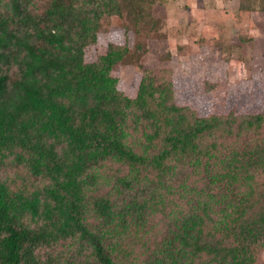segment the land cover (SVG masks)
<instances>
[{
	"label": "trees",
	"instance_id": "trees-1",
	"mask_svg": "<svg viewBox=\"0 0 264 264\" xmlns=\"http://www.w3.org/2000/svg\"><path fill=\"white\" fill-rule=\"evenodd\" d=\"M33 4L0 0V264H134L129 241L142 244L141 264H255L264 66L240 81L230 109L223 61L211 78L195 67L185 95L175 75L157 83L142 65L126 88L118 72L144 16L137 32L102 37L121 0H50L42 13ZM132 126L143 127L140 149ZM108 161L127 172L94 196ZM158 211L163 237H132Z\"/></svg>",
	"mask_w": 264,
	"mask_h": 264
},
{
	"label": "rangeland",
	"instance_id": "rangeland-1",
	"mask_svg": "<svg viewBox=\"0 0 264 264\" xmlns=\"http://www.w3.org/2000/svg\"><path fill=\"white\" fill-rule=\"evenodd\" d=\"M50 0H34L33 9L42 13ZM122 16H113L105 22L102 37L108 32L124 33L126 29L136 31L135 17L144 16L139 30L134 34L135 47L125 58L118 72L126 88L138 84L140 74L136 66L142 65L151 71L157 83H164L171 75L176 76L175 86L185 95L186 85L192 80L195 67L203 68L211 78L215 61L225 63L222 90L227 96L230 109L237 99L240 81L250 77L255 66H264L260 55L253 56L256 43L264 42V0H121ZM138 43L141 47L138 49ZM88 60L95 59V51L88 52ZM197 64L198 66H194ZM208 95L199 97L201 114L209 112ZM264 106V97L259 102ZM129 141L136 149L143 142V127L130 129ZM102 175L99 186L90 194H112L114 176L127 172L119 163L108 161L99 169ZM197 179L196 176L191 181ZM200 185V184H198ZM167 211H169L167 209ZM164 214H153L144 231L132 237H163ZM92 221L94 219L92 218ZM138 242V241H137ZM127 242L129 261L141 264L145 258L141 243ZM255 264H264V248L259 251Z\"/></svg>",
	"mask_w": 264,
	"mask_h": 264
},
{
	"label": "crops",
	"instance_id": "crops-1",
	"mask_svg": "<svg viewBox=\"0 0 264 264\" xmlns=\"http://www.w3.org/2000/svg\"><path fill=\"white\" fill-rule=\"evenodd\" d=\"M253 56L255 57L256 55H260L263 57L264 59V42H261V43H256V46H254V49H253Z\"/></svg>",
	"mask_w": 264,
	"mask_h": 264
}]
</instances>
